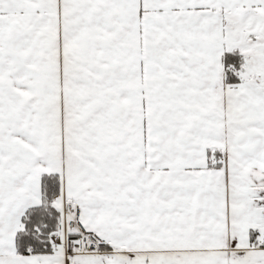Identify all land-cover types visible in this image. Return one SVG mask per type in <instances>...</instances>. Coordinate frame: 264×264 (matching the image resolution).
Here are the masks:
<instances>
[{
  "label": "snow or ice",
  "instance_id": "snow-or-ice-1",
  "mask_svg": "<svg viewBox=\"0 0 264 264\" xmlns=\"http://www.w3.org/2000/svg\"><path fill=\"white\" fill-rule=\"evenodd\" d=\"M0 264H264V0H0Z\"/></svg>",
  "mask_w": 264,
  "mask_h": 264
}]
</instances>
